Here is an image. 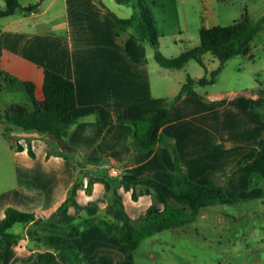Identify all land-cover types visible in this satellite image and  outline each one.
Returning a JSON list of instances; mask_svg holds the SVG:
<instances>
[{
  "label": "crops",
  "instance_id": "crops-1",
  "mask_svg": "<svg viewBox=\"0 0 264 264\" xmlns=\"http://www.w3.org/2000/svg\"><path fill=\"white\" fill-rule=\"evenodd\" d=\"M17 1L22 7H38L0 20V75L25 91V83H32L39 102L44 100L45 69L74 83L77 106L72 116L77 123L62 134L70 149H54L74 155L80 166L53 151L42 136L14 132L22 135L17 142L24 150L18 151L0 132L1 138L9 140L7 147L0 140V223L8 208L59 225L76 223L80 218L142 223L148 209L163 206L151 196L133 201L132 187L123 179L148 177L169 183L174 165L171 152L164 146L136 153L130 122L172 102L186 82L187 72L184 68L161 67L150 43L134 40L130 32L118 37L115 21L100 2L119 18L132 14L127 16L115 0ZM221 1L185 0L184 5L197 4L200 28L225 26L220 21L226 15L231 14L236 21L246 11H234V0L226 5ZM262 5L255 3L257 7ZM213 86H195L197 96L184 95L172 103L161 133L175 146L179 164L192 182L223 183L231 198L246 193L250 198H262L261 187H248L252 174L264 178V148L250 163L244 159L264 139V121L253 113L264 103V85L256 82L249 88L235 86L221 91L213 90ZM99 121L108 125L104 127ZM0 122L4 130L5 124ZM28 143L34 157L27 152ZM109 167L118 168L120 174L112 176ZM69 194L71 204L63 211ZM111 196L121 208L113 206ZM28 227L22 225L18 232L10 230L23 237L18 242L4 240L0 244V264L46 260V250L31 248ZM73 243L85 264H137L136 251L129 252L95 226L82 230ZM54 264L68 263L58 258Z\"/></svg>",
  "mask_w": 264,
  "mask_h": 264
},
{
  "label": "trees",
  "instance_id": "trees-1",
  "mask_svg": "<svg viewBox=\"0 0 264 264\" xmlns=\"http://www.w3.org/2000/svg\"><path fill=\"white\" fill-rule=\"evenodd\" d=\"M115 1L119 5L129 6L134 10L129 18H119L100 2L106 13L115 21L117 36L121 37L130 32L134 40L150 43L155 51L156 61L164 69L181 70L191 61L204 67L203 58L207 54L219 61V67L210 73L209 78L203 77L195 80L188 76L180 93L172 102L167 103L152 115L130 122L134 129L132 146L136 153H146L157 146H164L171 152L174 165V176L171 182L162 183L148 177L123 179L132 187L133 201H138L142 196H151L156 204L163 206V209H148L144 221L139 224L130 222L117 224L102 218H80L78 222L68 225L40 221L33 214L24 213L14 208H8L5 211V217L0 223V244H3L4 240L18 242L23 237V235L10 232L16 224L29 226L26 235L31 243V248L47 251L46 260L36 264H54L58 258H63L68 264H85V260L73 240L81 235L82 230L90 227H98L104 235L114 237L120 245L126 246L129 252L134 253L146 239L164 231L182 228L193 223L205 209L237 201L227 197L223 183L212 182L200 185L189 180L179 164L175 146L162 135L161 127L168 120L172 103L177 102L184 95L197 96L194 91L195 86L214 85L226 62L232 57L249 55L254 37L264 29V17L254 22L249 18L247 11H244L240 19L228 26L201 27L198 46L181 53L178 57L167 59L159 52V37L153 13L147 6V0ZM37 7V5L22 7L17 0H5V9L0 8V20L13 16L19 11L32 12ZM25 87L28 103L14 104L1 116V120L5 124L3 135L13 141L18 151H23L24 147L17 142L18 137L13 135L16 131L33 133L48 139L53 151H55L54 147L57 150L63 147L70 149L63 140L62 134L77 123V120L72 116V111L77 106L74 83L45 69L44 100L42 102L36 100L35 86L32 83H25ZM253 113L264 121V103L260 108L253 109ZM99 123L104 127L108 125L100 121ZM262 148H264V139L258 149L250 153L244 161L250 163L257 155L258 150ZM27 152L31 157H34L29 143ZM55 152L76 166H80L74 155ZM255 177H257L256 174L250 176L249 189L252 188ZM262 184L264 183L255 185ZM110 199L113 206L122 207L115 197L111 196ZM71 201L72 197L69 194L61 210H68Z\"/></svg>",
  "mask_w": 264,
  "mask_h": 264
},
{
  "label": "rangeland",
  "instance_id": "rangeland-1",
  "mask_svg": "<svg viewBox=\"0 0 264 264\" xmlns=\"http://www.w3.org/2000/svg\"><path fill=\"white\" fill-rule=\"evenodd\" d=\"M229 1L222 0L220 3L226 5ZM184 3L185 0H147L159 37V52L167 59L178 57L199 43L202 18L197 11L198 6L193 3L185 7ZM255 3L263 5L257 7ZM233 5L234 11L240 8L246 10L254 22L264 17V0H234ZM0 6L5 9V0H1ZM119 7L127 11V16L134 13L132 7ZM232 18L228 14L220 22L227 26L234 22ZM203 63L204 67L191 61L183 71L187 72V77L196 80L209 78L210 73L219 67V61L210 54L203 58ZM256 82L264 85V29L254 37L249 55H236L226 62L212 89L249 88ZM14 103H28L27 93L23 87L7 83L0 75V121ZM1 139L7 147L9 140L0 136ZM256 175L252 188L261 187L262 198H250L248 193L237 198L227 196L237 201L209 207L193 223L146 239L136 250V263L264 264V184L255 185L264 183V178ZM21 226L19 224L11 231L18 232Z\"/></svg>",
  "mask_w": 264,
  "mask_h": 264
},
{
  "label": "built area",
  "instance_id": "built-area-1",
  "mask_svg": "<svg viewBox=\"0 0 264 264\" xmlns=\"http://www.w3.org/2000/svg\"><path fill=\"white\" fill-rule=\"evenodd\" d=\"M17 137H22V135H16ZM110 173L112 176H118L120 174V171L118 168L115 167H109Z\"/></svg>",
  "mask_w": 264,
  "mask_h": 264
}]
</instances>
